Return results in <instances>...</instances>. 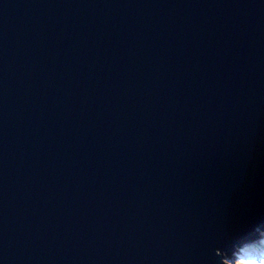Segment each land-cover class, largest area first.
Returning a JSON list of instances; mask_svg holds the SVG:
<instances>
[{"label": "water", "instance_id": "1", "mask_svg": "<svg viewBox=\"0 0 264 264\" xmlns=\"http://www.w3.org/2000/svg\"><path fill=\"white\" fill-rule=\"evenodd\" d=\"M264 231V0H0V264H222Z\"/></svg>", "mask_w": 264, "mask_h": 264}, {"label": "rangeland", "instance_id": "2", "mask_svg": "<svg viewBox=\"0 0 264 264\" xmlns=\"http://www.w3.org/2000/svg\"><path fill=\"white\" fill-rule=\"evenodd\" d=\"M264 233V231L258 232V236ZM258 242L254 240L242 244L240 247L235 248V251L231 253L230 255H226V252L223 253V257L221 259L222 264H247L246 260L244 259V256H253V254H256V249L252 250L253 245L257 244ZM248 252L249 254H239L238 252ZM261 259H264V257H260Z\"/></svg>", "mask_w": 264, "mask_h": 264}, {"label": "clouds", "instance_id": "3", "mask_svg": "<svg viewBox=\"0 0 264 264\" xmlns=\"http://www.w3.org/2000/svg\"><path fill=\"white\" fill-rule=\"evenodd\" d=\"M253 247L256 249L257 255L255 257L244 256L247 264H264V259L260 258L264 257V233L260 235L259 243L253 245Z\"/></svg>", "mask_w": 264, "mask_h": 264}, {"label": "trees", "instance_id": "4", "mask_svg": "<svg viewBox=\"0 0 264 264\" xmlns=\"http://www.w3.org/2000/svg\"><path fill=\"white\" fill-rule=\"evenodd\" d=\"M259 240H260V235L255 239V241H257L258 243H259ZM252 250H254V247H252ZM249 254L248 252H245V251H242V252H238V255L239 254ZM257 255V253L256 254H253V256H250V257H255Z\"/></svg>", "mask_w": 264, "mask_h": 264}]
</instances>
